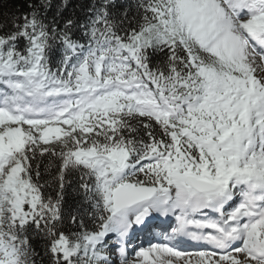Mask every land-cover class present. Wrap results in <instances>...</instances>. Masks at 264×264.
<instances>
[{"label":"snow or ice","instance_id":"snow-or-ice-1","mask_svg":"<svg viewBox=\"0 0 264 264\" xmlns=\"http://www.w3.org/2000/svg\"><path fill=\"white\" fill-rule=\"evenodd\" d=\"M7 3L0 264H264V0Z\"/></svg>","mask_w":264,"mask_h":264},{"label":"trees","instance_id":"trees-1","mask_svg":"<svg viewBox=\"0 0 264 264\" xmlns=\"http://www.w3.org/2000/svg\"><path fill=\"white\" fill-rule=\"evenodd\" d=\"M61 2V0H53V5H57ZM82 2H88V0H67L68 8L64 11L63 16L65 18L71 16L73 13H75L77 16H81L82 12L76 7L79 3ZM120 2V0H118ZM27 0H8V3L6 5L7 9L9 11L15 12L17 9H19L21 12L27 11L26 8ZM55 11V7L53 8V12ZM52 13H49L51 15Z\"/></svg>","mask_w":264,"mask_h":264}]
</instances>
